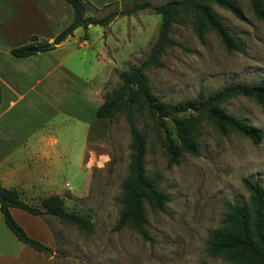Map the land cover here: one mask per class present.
<instances>
[{"label":"rangeland","instance_id":"obj_1","mask_svg":"<svg viewBox=\"0 0 264 264\" xmlns=\"http://www.w3.org/2000/svg\"><path fill=\"white\" fill-rule=\"evenodd\" d=\"M144 1L147 0H109V4L99 8L89 5L88 13L101 17ZM148 1L160 4L170 0ZM232 1L239 8L240 17L219 5H213V9L241 48L227 49L211 30H205L200 38L192 20L178 21L171 34L177 44L167 46L161 66L147 71L156 96L175 104L200 93L206 98L231 84L264 82V21L255 14L250 0ZM160 22L161 16L148 8L117 14L108 23L110 28L102 43L95 39L94 47L82 59L79 68L83 79L95 82L94 72L104 66L97 77L103 95L117 88L124 71L148 56ZM91 29V36H97L93 31L104 28L93 25ZM67 45L74 48L77 44ZM98 47L103 63L95 58ZM223 108L260 129L261 143L254 145L237 132L222 131L201 116L200 153L184 152L177 164H170L154 123L144 110L136 107L135 124L147 141L146 173L170 197L163 211L144 202L149 240H144L131 226L115 228L131 159V132L125 113L118 112L111 119V138L106 147L91 143L93 146L86 153L88 144L76 135L78 128H72L75 120L74 124L68 120L65 139L70 146L64 169L48 175L46 181L51 180L63 194L68 210L91 218L93 228L85 230L51 214L37 216L13 208V216L26 231L51 250L40 252L18 240L5 225L1 213L0 264H237L225 255H212L207 239L220 226L228 206L249 202L250 193L242 183L244 178L259 180L264 188V101L235 96L225 101ZM167 123L164 133L175 136L173 123L170 120ZM95 138L98 137L92 132L88 142ZM47 192L35 191L21 197L40 205L41 199L51 193Z\"/></svg>","mask_w":264,"mask_h":264},{"label":"trees","instance_id":"obj_2","mask_svg":"<svg viewBox=\"0 0 264 264\" xmlns=\"http://www.w3.org/2000/svg\"><path fill=\"white\" fill-rule=\"evenodd\" d=\"M74 9L72 22L55 38L60 43L79 26L90 24L106 26L117 14H132L137 10L151 9L161 16L158 35L148 56L139 64L132 65L122 76V83L105 95L104 101L97 109V116L112 119L118 112H124L131 132V159L129 175L125 181L122 196V209L116 229L131 226L144 239L149 240L145 227L144 202L148 201L156 209L163 211L168 194L158 188L146 173V137L135 124L136 107L149 116L156 128V134L165 149L170 164H177L182 153L193 155L200 153L198 145V128L201 116L210 120L218 129L237 132L254 144L263 139L260 129L248 125L236 116L227 113L223 104L235 96L254 98L264 101V82L231 84L214 94L204 97L202 93L194 98L184 99L175 104L156 96L150 87L147 71L162 65L161 56L167 46L177 44L172 37L174 24L178 21L192 20L195 31L203 38L205 30L213 31L229 50H239L240 42L230 33L219 19L213 5L222 6L240 17V10L232 0H170L160 4L151 1L135 3L131 9H114L104 16L94 17L88 13L91 3L85 0H66ZM255 14L264 21V0H250ZM34 44L14 48L16 56H26ZM40 50L50 48L48 42L37 44ZM196 112V114H195ZM168 120L173 123L175 136L164 130ZM167 131V129H166ZM250 193L247 204L235 202L228 206L218 229L207 239L209 252L225 255L237 264H264V188L259 180L244 178L242 181ZM0 191L7 198L0 200V209L5 224L18 240L31 248L48 252L51 248L42 240L30 235L13 216L11 207L26 210L37 216L51 214L61 221L76 224L81 229L92 230L93 221L88 216L65 207V199L58 194H51L41 199L40 205L31 204L20 196L15 188L1 185Z\"/></svg>","mask_w":264,"mask_h":264},{"label":"crops","instance_id":"obj_3","mask_svg":"<svg viewBox=\"0 0 264 264\" xmlns=\"http://www.w3.org/2000/svg\"><path fill=\"white\" fill-rule=\"evenodd\" d=\"M85 1L96 8L109 4ZM73 18L74 9L66 0H0V182L17 189L20 196L35 191L63 195L46 179L64 169L70 146L65 139L68 120H75L72 128H78L76 135L88 144L85 153L93 145L106 147L111 138V119L97 116L105 98L97 80L104 66L94 72L95 82L83 79L79 68L95 39L102 43L111 23L101 25L102 31L95 29L97 36L90 34L95 24L79 26L54 43ZM42 42L54 44L26 56L12 53L14 48ZM72 43L76 47L67 45ZM99 52L100 47L95 58L103 63ZM92 132L98 138L88 142ZM80 151L79 145V156ZM1 213L0 209V221Z\"/></svg>","mask_w":264,"mask_h":264},{"label":"water","instance_id":"obj_4","mask_svg":"<svg viewBox=\"0 0 264 264\" xmlns=\"http://www.w3.org/2000/svg\"><path fill=\"white\" fill-rule=\"evenodd\" d=\"M54 43H50V46H52ZM38 47L37 46H32L30 47V50H37ZM0 200L1 201H6L7 198L4 196V194L0 191Z\"/></svg>","mask_w":264,"mask_h":264}]
</instances>
